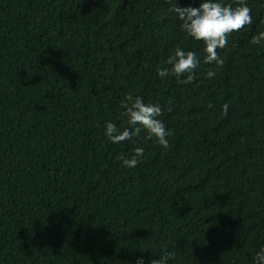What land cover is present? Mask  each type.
I'll return each instance as SVG.
<instances>
[{
	"label": "trees",
	"instance_id": "16d2710c",
	"mask_svg": "<svg viewBox=\"0 0 264 264\" xmlns=\"http://www.w3.org/2000/svg\"><path fill=\"white\" fill-rule=\"evenodd\" d=\"M245 2L252 23L227 35L216 66L168 0H0V264H252L264 41L251 40L264 0ZM177 47L200 61L191 80L157 75ZM129 95L161 107L166 148L143 130L104 136L106 121L127 127ZM137 147L123 167L117 156Z\"/></svg>",
	"mask_w": 264,
	"mask_h": 264
},
{
	"label": "clouds",
	"instance_id": "9594fccd",
	"mask_svg": "<svg viewBox=\"0 0 264 264\" xmlns=\"http://www.w3.org/2000/svg\"><path fill=\"white\" fill-rule=\"evenodd\" d=\"M171 11L176 15L180 30L196 41H202L205 63L220 66L223 60L219 57L217 49H222L227 43V35L238 31L245 25L252 23L251 10L245 0H237L235 5L225 3L224 0H199L198 6H181L179 0H168ZM264 41V31L254 36L253 44H260ZM199 59L194 51H185L177 47L173 55L167 59L170 67L157 69V75L165 78L175 74L180 78L187 74V79H192L193 70L199 66ZM216 75L214 70L206 73L207 78L212 79ZM124 108L123 116L126 117L127 127H118L116 123L106 121L104 124V136L112 144H120L124 141H131L134 136L139 135L143 130L147 138L156 139L161 147L168 146L166 137L170 134L165 124L159 117L162 109L158 104L145 103L141 97L127 96L121 105ZM227 105H224L225 110ZM144 155V149L137 147L133 154L128 157L117 156L123 167L135 168ZM170 255V254H167ZM135 264H145L144 259L137 258ZM160 264H166L161 260ZM252 264H264V245L254 251Z\"/></svg>",
	"mask_w": 264,
	"mask_h": 264
}]
</instances>
